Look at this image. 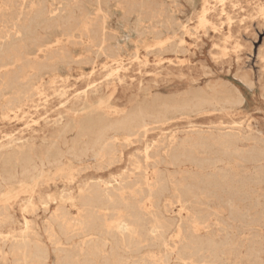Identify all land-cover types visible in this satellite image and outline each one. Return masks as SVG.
Masks as SVG:
<instances>
[{"label": "rangeland", "instance_id": "obj_1", "mask_svg": "<svg viewBox=\"0 0 264 264\" xmlns=\"http://www.w3.org/2000/svg\"><path fill=\"white\" fill-rule=\"evenodd\" d=\"M205 7L208 21L201 23ZM260 7L264 8V0H0V50L14 47L23 53L20 61L0 68V86L20 68L23 79L34 78L39 90L18 111L7 109L13 90L5 89L0 95V152L45 144L61 125L88 115L86 110L73 112L83 105L102 102L127 112L162 99L184 98L192 91L210 93L214 87L226 86L239 102L209 105L202 111L181 110L150 124L144 136L122 148L124 157L116 164L121 168L115 175L137 160L139 168L124 180L148 177L153 181L155 173L163 170L155 152L168 149L172 137L226 131L236 136L245 154L258 157L255 162L238 160L239 174L257 169L264 178V13ZM74 137L72 131L67 139ZM146 144L153 150L147 163L142 157ZM76 168L74 182L49 175L39 184L41 193L77 196L79 184L106 171L88 159ZM107 178L106 174L102 179ZM258 192L264 194V181ZM24 196L19 194L13 202L14 223L26 217L49 249L44 264H61L45 230L54 203L46 208L37 203L34 210L22 213ZM65 206L71 217L80 214L77 203L66 200ZM211 212L203 234L257 238L264 245L263 223L246 227L228 211L211 208ZM191 214L190 207L178 202L166 211L174 219H188ZM242 229L246 230L239 234ZM79 239L74 237L72 242ZM19 258L12 246L0 251V264H23ZM175 262L173 257L170 264Z\"/></svg>", "mask_w": 264, "mask_h": 264}, {"label": "bare ground", "instance_id": "obj_2", "mask_svg": "<svg viewBox=\"0 0 264 264\" xmlns=\"http://www.w3.org/2000/svg\"><path fill=\"white\" fill-rule=\"evenodd\" d=\"M259 10L264 13V8ZM207 11L205 7L201 23L208 21ZM22 54V49L14 47L12 51L1 49L0 68L20 61ZM33 79L24 80L19 68L0 86V95L5 89L15 93L6 102L9 111H18L39 92ZM237 102L231 88L220 86L210 93L192 91L184 98L162 99L127 112L110 109L102 102L83 105L73 112L81 109L88 115L61 125L45 144L0 152V251L12 246L23 264H44L49 257L47 245L26 217L20 224L14 223L12 205L23 194L22 213L34 210L37 203L45 208L54 203L45 230L61 264H170L173 257L175 264H264L262 239L201 232L208 227L211 208L228 211L246 227L264 224V194L258 192L264 178L257 169L248 175H240L235 169L238 160L255 162L258 157L245 154L233 133L193 132V136L172 137L168 149L154 151L163 170L155 173L153 181L148 177L143 181L124 180L139 168L137 160L115 175L121 168L116 164L124 157L122 148L133 138L144 136L150 124L167 120L181 110L202 111L209 105ZM72 131L75 137L69 140ZM152 153L146 144L142 150L145 163ZM86 159L106 171L97 174V179L79 184L77 196L72 192L41 193L39 184L49 175L74 182L77 164ZM106 174L108 178L102 179ZM66 200L77 203V217L70 216ZM174 202L190 207L191 217H168L167 207ZM74 237L80 238L78 243L72 242Z\"/></svg>", "mask_w": 264, "mask_h": 264}]
</instances>
